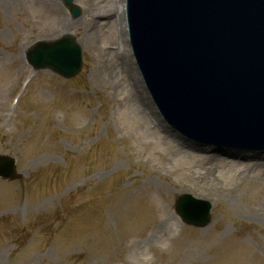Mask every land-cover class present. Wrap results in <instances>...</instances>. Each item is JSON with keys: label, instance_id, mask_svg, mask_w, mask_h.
<instances>
[{"label": "rangeland", "instance_id": "obj_1", "mask_svg": "<svg viewBox=\"0 0 264 264\" xmlns=\"http://www.w3.org/2000/svg\"><path fill=\"white\" fill-rule=\"evenodd\" d=\"M76 4L0 0V157L23 175L0 179V264H264V155L185 147L135 64L127 0ZM69 34L77 77L27 63ZM182 194L212 202L206 227L180 219Z\"/></svg>", "mask_w": 264, "mask_h": 264}, {"label": "water", "instance_id": "obj_2", "mask_svg": "<svg viewBox=\"0 0 264 264\" xmlns=\"http://www.w3.org/2000/svg\"><path fill=\"white\" fill-rule=\"evenodd\" d=\"M128 18L137 64L173 130L207 144L264 148V0H129ZM29 60L70 77L82 56L65 38L39 45ZM0 176L19 177L14 158H0ZM211 208L184 195L177 211L205 226Z\"/></svg>", "mask_w": 264, "mask_h": 264}, {"label": "bare ground", "instance_id": "obj_3", "mask_svg": "<svg viewBox=\"0 0 264 264\" xmlns=\"http://www.w3.org/2000/svg\"><path fill=\"white\" fill-rule=\"evenodd\" d=\"M165 231H163V232H161V233H159V236H164L165 235Z\"/></svg>", "mask_w": 264, "mask_h": 264}]
</instances>
